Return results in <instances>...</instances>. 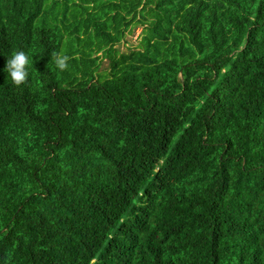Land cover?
Instances as JSON below:
<instances>
[{"label": "trees", "instance_id": "trees-1", "mask_svg": "<svg viewBox=\"0 0 264 264\" xmlns=\"http://www.w3.org/2000/svg\"><path fill=\"white\" fill-rule=\"evenodd\" d=\"M0 264H264V0H0Z\"/></svg>", "mask_w": 264, "mask_h": 264}, {"label": "clouds", "instance_id": "clouds-1", "mask_svg": "<svg viewBox=\"0 0 264 264\" xmlns=\"http://www.w3.org/2000/svg\"><path fill=\"white\" fill-rule=\"evenodd\" d=\"M55 66L60 71H64L68 67V61L70 57L61 53L53 51L51 53ZM29 56L24 51L14 52L9 59L6 60L4 72H7L11 83L14 86H21L27 82Z\"/></svg>", "mask_w": 264, "mask_h": 264}, {"label": "rangeland", "instance_id": "rangeland-1", "mask_svg": "<svg viewBox=\"0 0 264 264\" xmlns=\"http://www.w3.org/2000/svg\"><path fill=\"white\" fill-rule=\"evenodd\" d=\"M140 37V28H134L130 33L125 34L124 38L122 41H120L117 45L116 48L120 51H126V48L128 46H134L137 44L138 40ZM63 47L66 48V46H63V43L60 46V53L63 54ZM100 53H97L96 55H99ZM107 66V58H101L100 60V65H99V70L105 69Z\"/></svg>", "mask_w": 264, "mask_h": 264}]
</instances>
